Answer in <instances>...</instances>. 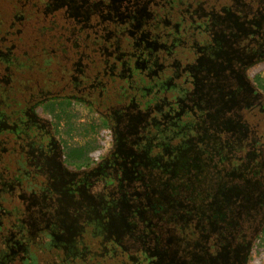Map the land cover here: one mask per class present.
<instances>
[{"label":"rangeland","instance_id":"1","mask_svg":"<svg viewBox=\"0 0 264 264\" xmlns=\"http://www.w3.org/2000/svg\"><path fill=\"white\" fill-rule=\"evenodd\" d=\"M101 3L100 0H0V121L9 122L14 113L22 112L17 110L19 107L13 99L9 100L6 91H2L1 82H12L17 87L23 84V87L29 82L27 79H32L33 70L42 72L41 65H45V61L37 63L33 56H44L48 53L45 48L49 49L56 41L59 44L62 40L58 36L64 39L67 27L73 29L67 25L77 19L86 26L83 34L86 41L83 55L73 66L77 69L98 61L93 71L105 69L100 89H96L99 102L109 109L124 95L120 102L121 123L128 121L130 113L138 125L148 121L143 111L153 108L150 112L154 113L158 96L163 95L168 86L176 87L184 78L181 90L186 93L188 78L195 80H192L193 87H189L186 103L180 93L175 94L180 103L177 102L170 112L173 115L180 112L185 119L189 108V116L194 118L200 108L198 120L203 125L199 126L204 127L203 133L209 140L199 149L202 150L200 157L207 164L201 169L202 163L194 161V154L189 157L187 151H178L176 159L164 168L162 164L157 165V159L166 154L161 151L153 160L142 161L134 171L139 151L124 145L114 146L110 142V129L104 128L97 113L88 107L81 104L61 106L56 100L49 118L40 116L33 121V126L46 136L54 131L55 137L65 143V151L83 146L84 156L89 155L90 161L100 157L102 160L92 167H74L75 173L63 181L65 174L59 162L43 166L39 160H31L29 154L26 155L28 149L25 150L20 141L14 146L15 150L0 144V150L5 152L0 162V264H242L245 249L240 245L211 241L216 232L223 236L214 231V225H209L212 230L207 233L188 227V217L193 211L187 204L199 205L205 194L220 181L227 185L235 182L231 170L236 166L241 169L245 156L253 153L247 154V138L233 131L232 125L222 124L224 121L217 119L213 122H220V132L211 129L213 124L207 115L203 116L205 109L208 112V105L202 103L201 107H195L194 101L200 97L210 103L224 95L222 91H215L209 81L214 75V84L223 86L221 76L227 64L225 60L220 61L226 54L221 52L225 44L230 58L243 59L247 63L259 55V43L264 45V0H102ZM99 9L103 19L97 15L89 18ZM159 12L170 14V17L159 21ZM182 20L183 23L195 22L190 47L196 59L191 63H187L190 50L182 47L177 50L175 36L171 35L177 30L176 23ZM159 22L160 30L153 27ZM197 24L203 35L210 33L203 41L198 39L200 33L194 30ZM85 28L78 29L77 33ZM191 28L183 27V31L188 34ZM229 28L235 33L230 38V35L224 37ZM102 39L107 40L102 42ZM237 39L246 41L245 45L237 46ZM95 44L97 51L93 53ZM248 46L251 48L247 51ZM123 53L126 57L121 60L119 57ZM128 54L132 58H127ZM208 54L211 58L213 54L220 58L205 59ZM114 56L119 58V63L127 60L130 65L137 66L135 80L138 83L126 78L127 69L121 66L114 68L111 76L108 68L113 69ZM105 60L106 64H112L105 65ZM155 74L159 84L149 85V77ZM169 77L178 84L170 83ZM257 81L264 86V70L260 71ZM128 86L131 90L127 91ZM165 94L169 98L173 95ZM257 94H252L247 87L236 101L225 104L222 110L224 115L233 110L240 121L246 122L253 136L263 137L264 99ZM245 104L251 106L248 112ZM137 107L142 109L139 114ZM194 122L192 119L191 123ZM0 128L4 125L0 124ZM249 135L248 139L252 137L251 133ZM184 136L175 135L171 143H181ZM7 138L13 140L10 133H5L0 141L15 143ZM166 144L170 147V135L159 147L165 148ZM45 149L57 155L58 149L52 142H46ZM149 170H155L156 177L155 171L146 175ZM61 186L65 188L63 191ZM125 200L130 202L131 215L124 210L128 207ZM145 207L154 215V221L148 220ZM140 211L145 218L139 216ZM194 211L196 214L197 209ZM242 213V208H237V215ZM260 220L258 216L254 218L246 230L250 235L256 232ZM257 258L264 259V250L254 252L253 259Z\"/></svg>","mask_w":264,"mask_h":264},{"label":"flooded vegetation","instance_id":"2","mask_svg":"<svg viewBox=\"0 0 264 264\" xmlns=\"http://www.w3.org/2000/svg\"><path fill=\"white\" fill-rule=\"evenodd\" d=\"M102 0H100L101 3ZM102 5V3H101ZM111 11V8H109ZM164 9L166 7L164 6ZM165 11V10H164ZM162 12V11H161ZM159 15V21H166L168 18L167 16L170 14L165 15L164 13H158ZM93 15H97L98 18L103 19V12L101 9L97 10L92 14L89 18H91ZM165 15V16H164ZM165 17V18H164ZM113 18V17H110ZM161 18V19H160ZM116 19V18H114ZM82 20V19H81ZM172 20V19H171ZM89 21V19H88ZM87 21V23H88ZM201 21V20H200ZM86 22V21H85ZM190 22V21H189ZM184 22L183 20L176 23L177 30L171 35H174L175 40V47L179 50L182 48L190 50V59H188L187 63L194 62L196 59V56L190 47L191 44V36H193V26L195 22ZM83 21L78 22L77 19H74L73 22H70L67 26L73 28L69 29L67 27V35L63 37L58 36L59 39L62 41L57 44V41L54 43L52 47L45 48L47 49L48 53L43 54L44 56L37 55L33 56V58H37V63L42 61H45V65H41L43 68L42 72L36 71V73L32 72V79H27V83H24V86L22 85L13 86L12 82L10 83H4L1 82L2 85V91H6V95L8 96L9 100L12 101V99L15 101L16 106L19 108L17 112L14 113L9 122L6 121H0V124L4 125V128H0V136L3 134H9L12 136L13 140L7 138L6 140L13 141V143H6L4 141H0V144H4L6 146L9 145L13 150H15L14 146H17V144L20 141V144L23 145L22 147L27 150L28 155L31 160H39L43 166L51 164L54 162L60 163L61 172L63 171L65 175H62V180L67 177L69 173L66 171L64 165V149L62 146V143L55 137L54 131L49 132V135L46 136L45 132L38 130L33 126V121L35 119L41 118L40 116H43L42 112L43 109H41V113L35 114L33 112V106L34 105H41L43 102L52 101L56 102L57 105L61 106H68L70 104H81L89 109H91L93 112L97 113L99 116L100 122L102 125H105L110 129V131L113 132L114 136V143H112L114 146L118 145H124L127 147H133L137 152L139 151V157L137 160H134V165L136 167H133L134 171H137L138 164H140L142 161L146 160H153V157H157V155L162 151L165 152V156L159 157L157 159L158 166L159 164H162V166L167 167L168 164H171L172 159L175 158V153L178 151H187L188 156L190 157L192 154L195 155L193 158L194 161H199L202 163L200 165L201 169H203L206 166V161H204L200 157V153L202 150L199 149L200 146L204 145L209 139L206 136L204 132V127H200L199 124L203 125V122L201 120H198L200 113V108L197 109V114L193 115L194 118L189 116V108L186 110V117L183 118L178 112L176 115H173L172 112H170V109L176 107L177 102L175 98V94L182 95L183 102L186 103L188 94H190V85L193 87L192 80L189 79L186 81V86L188 87V91L186 93L182 92L181 85H183V79H180L179 84L171 77L170 83L175 82L178 85L175 86H168V90H164L163 95L158 96V100L155 102L156 105L154 108V113H151L150 111L153 110V108L147 109V111H143L145 116H148V121L141 122L140 125L136 123L134 118L129 117L128 121L126 123H121L119 120L120 117H122V98L124 95H121L119 97V100L115 106H112L109 109L103 108L100 105L99 102V92L96 89H100L99 85L102 82V73H104L105 69L93 71V67L97 66L99 63L98 61H94V63H87L84 65V67H75L73 66V63H75L76 59H80L83 55V49L85 43V36L83 35L86 31V26H83ZM142 23V22H141ZM138 24L136 27H138ZM171 23V21H169ZM217 23V22H216ZM216 23L214 20L212 21V24L216 26ZM192 26L190 31L185 33L183 30V27ZM156 29H161L162 25L159 22L158 25H154ZM199 25L197 24L194 28L196 33L198 35L199 40H205L206 36H210V33H207L206 35H203V30H198ZM230 27V26H229ZM60 28V27H59ZM80 28H85L84 31H81L80 33H77V30ZM144 28V26H143ZM260 28V27H258ZM61 29L63 27L61 26ZM230 30H227V34H225L224 37L231 36V34H234L235 31L232 28H229ZM150 29H146L147 32ZM72 32V33H70ZM194 32V33H195ZM129 33V34H128ZM128 35H131V31L128 32ZM240 33V32H239ZM250 33V32H249ZM248 33V34H249ZM249 35H252L250 33ZM241 36V34H240ZM248 36V35H247ZM184 37V38H182ZM242 37V36H241ZM243 38V37H242ZM240 38V39H242ZM67 39V41H66ZM69 40V41H68ZM89 40V39H87ZM102 42H106L107 39H102ZM209 40V39H207ZM162 41V40H161ZM100 42V41H99ZM246 41L243 40H236L235 44L237 46H243L245 45ZM259 45L260 53L255 57L253 60L249 62H244L243 59H235L230 58L227 53V45L223 46V50L221 52H225V57L222 58L223 62L225 60L227 64V68L223 69V74L221 78L223 79L222 85H215L214 84V75H212V78L210 79V85H214L213 88L217 92H223V96L216 98L214 102H207L202 100L200 97H197L196 101H194V106L201 107L202 103H206L208 105V112L207 109L204 111V115H207V119L210 121L211 129L218 130L220 132V122L219 124L214 123L213 120H221L224 123L222 124H229L232 125L233 131H238L240 133L241 137H245L246 141L248 140V150L247 154L249 152L253 153L250 155L245 156V161L242 164L241 169L239 167H234L230 175L234 178H236L235 182H230L231 184H222L221 181L217 184V186L211 191L207 192L205 194L204 199L199 203V205H190L187 204L192 208L193 214L188 217V227L190 228H198L203 233L209 230H212L209 228V225L212 224L216 229L214 230L216 232L219 231L223 234V236L219 235L218 232H216V236H213L211 241L216 243L219 241V243H235L236 245H240L243 249H245V254L243 257V263H248V258L251 252V249L253 247V243H258L256 240L261 239L264 237L263 234H261V229L264 225V136L261 135L259 137L253 136L252 132L249 131L248 125H246V122L240 121L239 118L236 115V112L232 111L228 112L224 115V111L222 110V107L225 106V104L236 101L239 96L242 95V93L246 90L247 87L251 89L252 94L258 95L257 90L252 86L250 80L246 77V70L250 64H252L253 61L257 60L258 58L261 59L263 53H264V45L262 43ZM119 43H118V49H119ZM252 46V45H251ZM57 47V48H56ZM96 50H94L93 53L97 51V44H95ZM246 49L247 51L251 48ZM120 50V49H119ZM262 50V51H261ZM245 51V52H247ZM123 52V51H122ZM121 52V53H122ZM221 52L218 54L221 55ZM255 50H253L252 53H254ZM121 54H119L120 56ZM213 58L210 57V55H205L204 58L208 60H217L220 58L217 54L211 55ZM115 62L112 64L113 69L108 68L111 74L113 76L114 68L117 66H121L126 70V78L132 79L134 83H138L136 81V76L138 75L137 72V66L136 65H130L129 61H125L124 63H119V58L123 60V57L125 56V53H123L119 58L117 56H114ZM131 56L128 54L127 58H130ZM132 58V57H131ZM211 60V61H213ZM106 61L104 62L105 65ZM197 61V60H196ZM55 64L53 66L52 64ZM119 64V65H118ZM232 66H231V65ZM37 65V64H36ZM129 65V66H128ZM216 66V64H215ZM54 67V68H53ZM211 68L212 65H211ZM36 69V68H35ZM123 71L120 70V73ZM184 72V71H183ZM130 74V75H129ZM200 74V73H199ZM132 75V76H131ZM135 75V76H133ZM180 73L177 74V78L179 77ZM157 74L153 75L152 77H149V85L154 84L153 82L159 84V78L156 77ZM217 75H215L216 77ZM185 77V76H184ZM219 78H217L218 80ZM215 80V79H214ZM195 82V80H194ZM209 82L206 83L209 85ZM180 85V86H179ZM102 86V85H101ZM139 84V89H140ZM205 88V87H204ZM128 89L131 90V87L128 86ZM134 89V88H133ZM179 89V90H178ZM25 90V91H24ZM133 91V90H132ZM179 91V92H178ZM203 91V90H202ZM170 92L173 95L169 98L166 96L165 93ZM136 92V96H137ZM263 99L264 97L259 94ZM161 96V97H160ZM226 98V100H223ZM220 101V102H219ZM180 103V102H179ZM201 103V104H200ZM251 106L248 104H245V109L247 112ZM175 109V108H174ZM173 110V109H172ZM142 112V109L140 107H137L136 113ZM213 115L211 118H208V115ZM171 115L173 118H171ZM202 116V115H201ZM202 116V117H203ZM201 117V118H202ZM194 119L195 122L191 123V120ZM48 123V121H46ZM233 123V124H232ZM187 132V134H186ZM232 132V131H231ZM251 133L252 137L248 139L249 134ZM183 134L185 135L184 139H182V142L179 144H172L171 140L175 135ZM233 134V132H232ZM170 135V147L166 144L164 147H159L161 145V141L166 137ZM194 135V136H193ZM239 135V134H238ZM184 140V141H183ZM46 142H52L57 147V155L54 152H50L48 150H43V148L46 146ZM197 142V144H196ZM16 144V145H15ZM21 145H19L21 147ZM159 148V150H158ZM204 149V148H203ZM156 150V151H155ZM45 153H44V152ZM155 152V153H154ZM5 152L0 150V162L2 160V156ZM50 156V157H49ZM259 156V157H258ZM46 157L47 160H46ZM199 159V160H198ZM44 160V161H43ZM156 165V167H158ZM254 168L253 171L250 170V168ZM155 170H149L146 172V175L149 172H153ZM58 173V172H57ZM157 172L155 171V177ZM160 176H163L162 174L158 173ZM57 176H60V172L57 174ZM56 176V177H57ZM133 176V175H132ZM138 178V176L136 177ZM58 180V179H57ZM136 180V179H135ZM64 181V180H63ZM131 181V179H130ZM62 187V191L65 189ZM119 187V185H118ZM91 189V187H88ZM87 192V191H86ZM85 192V195L87 194ZM122 194V193H121ZM188 196L185 198L187 199ZM121 199V196L118 198ZM127 206H125V211H127L130 214L131 211V205L128 200ZM153 201V199H152ZM152 201H150L152 203ZM188 201V200H187ZM169 203V199H168ZM141 204V203H140ZM149 205H147V209H149ZM168 206V205H167ZM257 206L259 208H257ZM171 207V204L169 203V208ZM237 208H242L243 213L242 215H237ZM256 208V209H255ZM146 207L144 208V211L147 212ZM197 209V212L195 214V211ZM123 210V211H124ZM131 215V214H130ZM143 216L144 218L147 216L148 220L154 221V215L151 213L146 214L144 216L143 211H140L139 216ZM256 216L260 217L261 220L258 222L257 230L255 233L250 235L249 231H246L252 224L254 218ZM198 223V225H196ZM195 224V225H194ZM194 225V226H193ZM72 232V235L74 232ZM69 232V231H68ZM171 242V241H170ZM213 246V245H210Z\"/></svg>","mask_w":264,"mask_h":264},{"label":"trees","instance_id":"3","mask_svg":"<svg viewBox=\"0 0 264 264\" xmlns=\"http://www.w3.org/2000/svg\"><path fill=\"white\" fill-rule=\"evenodd\" d=\"M261 59H257L255 61L252 62V64H250L246 70V77L250 80L252 86L257 90V92L259 94H261L264 97V86L260 85L259 82L257 81V76L259 75L261 70H264V53L262 55V57H260ZM54 102L52 101H46L43 102L41 105H34L33 106V112L35 114L41 113L43 114V116L45 118H49V114L52 112V110L54 109ZM41 109H43V111H41ZM41 111V112H40ZM48 111V113H47ZM47 113V114H46ZM104 128H108L105 125H103ZM109 129V128H108ZM109 132L111 133V143H114V136H113V132L109 130ZM60 141V140H59ZM62 143L63 149H64V165L65 169L67 172L69 173H75V169L74 167L77 166H94L95 164L99 163L102 159L101 157L98 160H94V161H90V156H84L85 154V148L83 146H80L78 148H73V149H69L68 151H65L66 149V145L64 142L60 141ZM261 234L264 235V225L261 229ZM258 241V243H253V247L251 249L249 258H248V264H251V262H253L254 260H256L257 262H255V264H261L263 263L264 259L261 258H257V259H253V254L254 252L256 253L257 251H263L264 250V237L261 239H256Z\"/></svg>","mask_w":264,"mask_h":264}]
</instances>
